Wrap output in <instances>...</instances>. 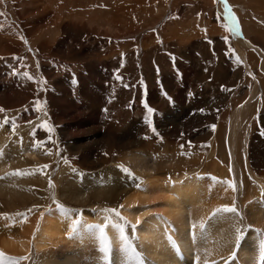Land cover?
<instances>
[{"label": "bare ground", "instance_id": "6f19581e", "mask_svg": "<svg viewBox=\"0 0 264 264\" xmlns=\"http://www.w3.org/2000/svg\"><path fill=\"white\" fill-rule=\"evenodd\" d=\"M30 1L31 2L28 5H31L34 8L37 0H35V2L32 0ZM80 1L73 0L71 2L78 4L79 9L75 6L71 7L77 8L79 12L80 9L85 11L84 7L80 6ZM232 1L238 5L237 2L234 0ZM61 2L63 3V7L64 5L69 6L70 3L69 0H61ZM52 4H54L53 0H47V4H41L43 7L47 6V9L41 13H48V8L49 10L51 8H57L56 5L52 6ZM124 5H122V7L125 11H132L131 8L133 7L129 5V2ZM36 6L39 7L38 5ZM43 7L41 10L44 9ZM231 8L233 9L232 5ZM258 11L254 12L255 19L256 15L258 16L259 14ZM27 12L31 13L29 11ZM33 12V14H36L35 11ZM48 16H51V18H47ZM47 17L42 20V23H45L46 25L47 23L50 24V26H53L57 32L63 31L65 39L66 35L70 31L68 30L70 25L63 24L61 26L63 19H61L60 22H57L56 17L53 19V15L51 14L47 15ZM47 19L49 20L47 21ZM111 20H114V16ZM237 20L241 33L237 36L240 41L237 42V46L243 50V63L246 62V64H248V68L250 66L253 68V64L257 65L258 73L260 72L261 75H256L254 81L255 84L253 86L251 84L252 92L245 98V100L247 99L245 103L234 112H231L228 115L225 113V116H222L221 126L224 125V122H228V125H230L226 142L229 144V146H227L232 158L230 157L231 159L228 160L227 163L229 164L227 168H218L216 165H212L209 167L212 169L211 172L196 171V173H192V169L190 168L194 166L196 167L199 164H194L191 160H182L180 162L176 161V163L173 162L175 163L174 169L173 166H165L164 160L155 162L157 160L156 159L153 163L150 159V154L148 155L147 153L144 154L132 151L135 148H139L143 144L146 145L150 143L149 141H146V139H144V142L140 140L141 136L135 133V130L131 126L132 124L126 125V127L124 126L122 139L118 140V137L114 136V129L107 135V137L102 136L104 138L101 137L102 139L97 140L98 132L96 133V129L94 128L95 136L93 135L94 131L92 133V128L90 129L91 123L89 120L91 115H95V109L88 104L85 105L87 108H81L80 113H78V123L81 124V128H77L76 125L65 126L67 131V141L64 142L71 145L73 151L79 153V156L77 157L78 159H82L83 155L92 154L94 152L93 148L100 144H106L107 150L112 152L119 151L121 154H124L126 150H128L127 153L131 150V155H122L123 157L119 158L117 162L121 161V166L124 164L123 162L128 163L126 168L134 169V173L132 169V173H130L129 171L125 172L123 170L125 168L116 167L112 170H103L102 172L89 175V177H87L84 183L79 187L71 188L64 186L62 190L58 191L55 187L48 188L47 186L46 188L44 185L39 190H34L31 188V184L38 172L40 173L38 174L40 176L38 178L42 179L40 181L38 180L39 183L43 182L45 184L51 175L50 168H40L43 164L42 161L37 163L32 162V158L37 156L39 151L43 148L40 147L41 149L36 151L35 148L39 149V147L37 148V146L34 145L33 140L40 139L33 136L25 138L14 136L12 140H9L7 137L1 135L0 150H2L3 154L0 155V215L2 217L4 214H15V219L4 221L3 218L4 222H0V227L2 229L0 238L3 233V236L8 235V233L9 235L12 234V236H14L13 240L7 239L2 242L0 241V252H3L10 257H21L25 255L30 257L29 260L22 261L21 264H106V262L102 259L103 253L99 251V230L97 228H90L89 226L102 225L106 223L105 217L109 214L104 212L103 209L118 208L121 216L125 217L130 224L136 225L135 230H133L130 225L126 227V234L132 240L133 246L135 247L138 255L129 256V254L121 250V242L118 238V233L116 229L109 225L105 231L110 239L112 247L110 255L111 264H141V261L143 264H205L206 261L208 264H211L212 261H216L217 264H224L225 260L229 259L230 254L233 251L236 252L235 259L231 260L228 264H250L252 261H254L255 264L257 259H260V240L264 239V237L257 232V229L264 232V158L258 157L254 151L250 155L249 160L242 154V151L245 150V153L247 154L246 149H248L247 146L250 144L248 143V139H251V136H249V138L248 136H245L246 132H249L248 134L251 133L250 127L252 123L250 119L252 117L250 118L249 111L256 110L260 119L264 123V110L261 111V109H264V33L261 32L264 28L262 29L261 27H258L259 25L254 23L250 26L248 20L246 19L243 20L245 24H242V28L238 17ZM52 22H54L53 25H51ZM28 25H30V23H28ZM28 25L23 22L21 24L28 41L33 48L38 50L39 56L43 60H47L46 53H48L49 44L47 41H43L46 39V33L39 35L37 33L38 27L33 29V27H27ZM38 25H40V23ZM75 25L77 26L76 23ZM1 31L2 30H0V67H4L3 75L5 76L6 74V82L5 78H1L0 108L9 111L7 113L10 114L14 111L13 113L15 116L10 119H14L16 124L28 120V122H32L28 124L35 125L38 123V119H41L42 113L40 114L37 111L34 113L32 110H25L20 114V109H16L17 106L14 104L16 102L18 107L22 106L20 104L25 105L26 99H30L32 94H37L31 85L33 80L27 79L23 76V74H16L12 68V65L17 62H20L22 66L27 63L30 64V62H27V58L30 57V55L23 56V41L18 30L8 28L2 33ZM70 32L73 33L72 30ZM81 32L85 33L86 31L82 30ZM36 34H38L37 37ZM225 34L227 35V33ZM33 35H35L34 38ZM82 43L83 42H81V45ZM62 45L59 44V46H57L58 49L61 50L63 48ZM79 46H74L72 51V54H74L77 58V61L81 63L85 62L87 65L89 64L87 69H89L88 71L90 73L104 71L102 69H98L96 64L97 62L94 59H91L92 61H95L94 63L92 62L93 64H91V60L89 59L92 58L91 56L95 51L100 52L103 46L100 47L101 49L99 47L98 49H91L89 46H86V53L83 52L84 46L82 45L83 47H80V51L78 48ZM58 49H56V52L58 53L65 51H59ZM247 49L259 52L262 51L263 53L261 52V57L263 56V59L259 60V58H256L257 56L255 57L249 53ZM66 52L69 51L66 49ZM253 53L259 54L256 52ZM51 71L52 70H49V72ZM27 72L31 74V68H28ZM42 72L47 77V67H44ZM242 74L243 70L237 71V74H235L237 77L236 80H232L229 84L236 87ZM7 80L10 82L14 80L16 81L15 89H12L14 91L11 90L12 93L9 97H7L6 94L8 92V88L11 86L9 87V82ZM173 82V79L165 78V84L169 85L168 90L171 95L175 90ZM82 87L83 89H79V91L77 88L76 94L80 93L82 97L89 95V97L92 98L90 101L91 103L99 101L97 96H92L93 94L90 93L92 90L89 92L84 88V85H82ZM211 88L212 90L214 89V87H209L208 92L210 95L214 96V91L216 90H213L212 92L210 90ZM230 95H232L233 99H225V97H222L224 98L222 100L223 102H218L217 100V105L220 104L223 106L240 97L237 94V90L232 91ZM108 96L111 95L109 94ZM215 96L221 97V95L217 94ZM261 96H263V98ZM49 99L50 105L55 106L53 96H50ZM106 100L107 99H105V101ZM155 100V104H157L158 108L163 111L164 119L166 120L167 118L165 117L166 114L164 112H170L168 103L163 102L160 97ZM253 101L255 104L252 103ZM57 103H60V101ZM121 103L126 104V107L130 106L127 102H123V100ZM66 106H62L63 109L61 108V105L59 108L53 107L55 108V119L59 121L58 124L60 125L62 122H65L66 117H72V115H70L72 112L70 111L71 109L69 107L68 108L70 110L66 109ZM139 109H137V112H140L141 109ZM107 110H109L106 112L107 115L114 112L113 106ZM120 111H122V108L118 107V113H116V115L119 118L121 114ZM37 114H40V118L36 116ZM8 116L10 115L8 114ZM43 119L45 120L46 118L43 117ZM126 120L129 122L128 117ZM136 121H139V118H135L133 124ZM201 123H203V120H201ZM4 125V123H0V133ZM6 126L9 127L8 125ZM258 127H253L255 135H259L260 133V129ZM18 129H20V127L16 128L15 132L11 131L12 134H16ZM260 137L263 138L262 136ZM107 150L105 149L104 152ZM154 151H156V149ZM35 152H37V155ZM151 155V157H154L155 154ZM155 156L156 158L158 157L159 160L160 157L157 155ZM192 158L195 159L196 157L193 156ZM149 160L151 161V165L149 164ZM108 161L109 156L104 155L101 160L97 161V164L100 163L98 166L102 167ZM189 161H191V163ZM212 163H214V161ZM68 168L69 167L67 165L62 168V171H71ZM80 168L85 167L80 166ZM229 169H231V171ZM18 170L23 174H10L17 172ZM55 179L59 178L55 177ZM229 179L235 180V192H233L231 188H228L227 185L217 182L218 180ZM68 181H70V179ZM43 183L39 186L43 185ZM53 183L55 184V182ZM47 190L53 191L52 201H50V195L46 193L48 192ZM46 201H50L52 206H49L47 203H43ZM233 203L243 216V220L240 221L239 226L242 228L244 236L238 247L236 246L235 241L234 226L239 218L232 213H219L216 216L212 215L217 207L225 204L231 205ZM58 204L63 205L67 209L77 206V212L79 214L72 211L66 215L58 207ZM120 205H123V207L120 208ZM34 206L35 209L36 206L44 207L45 210L42 218L39 216L38 219H36L33 216L31 217L32 214L29 213L31 215H26L27 219L22 220L17 215L18 213H25L26 210H29L30 208L32 209ZM78 218L81 219V224L78 227L77 232L72 233L70 226L71 220ZM117 219L118 218H116L113 214V220ZM202 220L205 224L203 229L199 227ZM193 223L197 225L195 229L192 228ZM248 225H251V228H249ZM193 233L195 235H193ZM7 237L8 236H6V238ZM221 257L224 259H221Z\"/></svg>", "mask_w": 264, "mask_h": 264}, {"label": "rangeland", "instance_id": "374dc122", "mask_svg": "<svg viewBox=\"0 0 264 264\" xmlns=\"http://www.w3.org/2000/svg\"><path fill=\"white\" fill-rule=\"evenodd\" d=\"M32 1L35 2V0ZM72 1L73 0H69V6L64 5L63 7L61 0H53L54 4H52V6L56 5L58 9L51 8L49 10L48 8V13L44 14L41 12L45 11L47 6L43 7L42 5H44V3L47 4V0H37L34 8L28 5L31 2L30 0H0V13H3V15H0L1 33L8 28L18 30L23 37V56L30 55V57L27 58V62H30V64L27 63L22 66L20 62H17L12 65V68L18 75L27 72L28 68H31V74L35 78V81L33 80L31 85L37 94H32L30 99H26L25 105L20 104L22 105L20 107H18L15 102L14 104L17 106L16 109H20V114L25 110H32L35 113L37 111V101L44 105L40 111H37L40 114L42 113V117L38 119L39 121H37L38 123L35 125L28 124V120L19 122L17 125L20 129L17 130L16 134H12L11 125L5 124L0 133V136L2 135L12 140L14 136L22 138L32 137V133L35 132L33 137H37L45 143L42 149L40 147L39 149L35 148L36 151L40 149L42 151L44 149L42 151L43 155L41 151H39L40 155L39 153L37 155V152H35L37 156L32 158V162L37 163L42 161V165H48L47 168L51 169V175L45 184L43 182L39 183L42 179L38 178L40 177L38 175L40 173L38 172L34 177L36 181H32L31 188L39 190L45 185L46 188L47 186L48 188L55 187V189L59 191L62 190L64 186L71 188L79 187L89 175L120 167L121 161L117 162L119 158L123 157L122 155H131V150L128 153V150H126L124 154L119 153V151H115V153L107 150L106 144H100L93 148L94 152L92 154L83 155L82 159L77 158L79 153L73 151L71 145L64 142L67 141L65 126L76 125L77 128H81V124L78 123V113H80L81 108L84 109L85 105L88 104L95 109V115H91L89 120L92 133L94 128L96 129V133L98 132L97 140L107 137L114 129V136L118 137V140L122 139L124 126L126 127V125L132 124L131 126L135 130V133L141 136L140 140L142 142L146 139V141L154 144H143L140 146L142 149L139 147L132 151L150 154L149 156L152 162L156 159L155 162L164 160L165 166H173L174 169L176 161L191 160L194 164H199L196 167L190 168L192 169V173H196V171L211 172L212 169L209 167L212 165H216L218 168H227L229 164L227 162L232 158L228 149L229 144L226 142L230 125H228V122H224V125L221 126L222 116H225V113L228 115L234 112L245 103L247 100H245V98L252 92L251 84L252 86L255 84L256 75H261V73H258L257 65L253 64V68L252 66L248 68V64H246V62L243 63V50L237 46V42H240L237 35L224 27V25L228 23V20L224 14L223 4L217 3L216 0H81L82 2L78 0L80 1V6H83L85 9V11L80 9L79 12L78 4L74 2L71 3ZM234 1L237 2L238 5L232 0H228V3L232 5V11L234 12L235 10L242 28V24L244 23L243 20L245 19L248 20L250 26L254 23L259 25L258 27L264 28V0ZM128 2L129 5L133 7L131 8L132 11H128L129 13L122 7V5L128 4ZM71 6H75L78 9ZM42 7L44 8L43 10H41ZM256 8H258L259 11ZM32 9L36 14H33L34 12ZM257 11L259 12V17L256 15L255 19L254 12ZM49 14L53 15V19L56 17L57 20H55L57 22L63 19L61 26L63 24L70 25L68 30H72L74 34L69 31L64 39L63 31L57 32L50 24H43L42 20L46 19ZM113 16L114 20H111ZM47 18H51V16ZM48 20L49 19H47V21ZM22 22L26 23V25L30 23L27 27H33V29L38 27L37 33L39 35L46 33V39L43 41H47L49 44V50L48 53H46L47 60H43L39 56L38 50L33 48L28 41L21 27ZM39 23L40 25H38ZM53 24L54 22L51 23V25ZM82 30L86 32H81ZM261 32L264 33V29ZM225 33H227V35ZM38 34H36V37ZM34 37L35 35H33V38ZM224 37H228V40L225 41ZM25 41H27V43H25ZM81 42H83L82 45L84 47L81 45ZM59 44H63L61 50L57 47ZM73 44L75 47L81 45L78 47L79 51L80 47H83V52L85 53L87 51H85V49H87L85 48L86 46H89L91 49H98V47L100 48L103 46L102 52L95 51L91 56L92 58L89 59H94L97 62L98 69H102L105 72L90 73L88 71L89 69H87L89 64L87 65L85 62L81 63L77 61V58L72 54L74 49ZM56 49L65 51L58 53ZM66 49L69 52H66ZM247 51L255 57L257 56L256 58H259V60L263 59V56L261 57L262 51L259 52L249 49H247ZM236 56L240 57L241 62H237ZM173 57L175 58L174 60ZM94 60H91V64L95 62ZM44 67H47V77L42 72ZM3 69V66L0 67V81L1 78H5L6 82V74L5 76L3 75ZM49 70L52 71L49 72ZM242 70L243 74L239 78L238 85H236V87L231 86L229 83L234 79L236 80L237 77L235 74H237V71ZM117 74L123 78L122 81L115 79ZM165 78L174 80L173 86L175 90L172 95L168 90L169 85L165 84ZM36 81H46V83H37ZM8 82L9 87H11L8 88L7 97L12 93L11 90L15 89L16 85L15 80ZM25 84L27 85L26 82ZM125 84H127L128 87H124ZM82 85H84V88L89 92L92 90L90 93L93 94L92 96H97L100 103L99 101L91 103L90 101L92 98L89 97V95L82 97L80 93L76 94L77 88L78 91L79 89H83ZM209 87H214L213 90H216L214 91L215 94L213 93L214 96L209 94ZM210 90L213 92L212 88ZM234 90H237V94L240 97L223 106L220 104L217 105V100L218 102H223L222 100L224 98L222 97H225V99H233L230 93ZM165 93H167V95H165ZM109 94L111 96H108ZM216 94L221 95V97H216ZM50 96H53L55 106L50 105ZM159 97L163 102L168 103L170 112H164L166 114V120L164 119L163 111L155 104V99ZM261 97L263 98V96ZM105 99L107 100L105 101ZM122 100L123 102H127L130 106L126 107V104L121 103ZM145 100L149 107L155 109L152 116V122L156 129L155 133L145 120L147 115V109L143 106ZM58 101H60V103H57ZM252 103L255 104L254 101ZM60 105L62 109V106H66V109L70 108L71 110H69L72 111L70 113L72 117H66L67 119L65 118V122H62L61 125L58 124L59 121L55 119V108H53H59ZM112 106L114 112L107 115L106 112L109 111L107 109ZM118 107L122 108V111H120V118L116 115V113H118ZM105 109L107 111H105ZM137 109H139L140 112H137ZM263 110L264 109H261V111ZM7 112L9 111L5 110V112H1L0 123H3L5 118H13L15 116L13 113L14 111L11 114ZM8 114L10 116H8ZM40 114L36 116L40 118ZM249 116L250 118L252 117L250 119L252 123L250 127L251 133L248 134L249 132H246L245 136H248V138L251 136V139H248V143L250 144L247 146L248 149H246L247 154L245 150L242 151V154L249 159L250 155L255 151L258 157L264 158V135L261 134L264 132V123L256 110L249 111ZM43 117L46 119L44 120ZM127 117L129 122L126 120ZM135 118H139V121L133 124ZM201 120H203V123H201ZM45 121L53 127L54 131L52 133L40 127ZM213 126H215L214 130ZM255 126L260 129L259 135H255L253 129ZM156 133H159V135ZM50 135L51 141L49 140ZM93 135L95 136V131ZM171 135L174 136L172 137ZM40 140H33L34 145L36 146V141ZM52 141H54V143ZM105 149L107 150L106 152H104ZM155 149L156 151H154ZM49 152H51L50 155L48 154ZM105 153L109 156V161L102 167H99L98 165L100 163L97 164V161L101 160ZM151 154L159 156V160L155 155L151 157ZM193 156L196 158L193 159ZM65 161H67V163H65ZM191 161L189 162L191 163ZM213 161L214 163H212ZM166 162L170 164L167 165ZM123 163L125 165L123 164L122 168H126L128 163ZM42 165L40 168H43ZM67 165L69 167L68 169L71 171L63 172L62 168ZM80 166H84L85 168H80ZM131 169H128L130 173H132ZM132 170L134 173V169ZM55 177L59 179H55ZM69 179L70 181H68ZM50 182L54 187L50 186ZM53 182H55L56 186ZM42 183L43 185L39 186ZM46 193L50 195V201H52L53 191L49 190ZM50 201L43 203L52 206ZM73 207L74 208L71 209L74 213H78V207ZM33 208V210L30 208L31 211L26 210L24 214L27 216L32 214L31 217L33 216L36 219H38L39 216L42 218L45 210L44 207L36 206L35 209L34 206ZM7 217L8 218L5 219V215L2 217L0 215L2 219H0V222L3 221V218L4 221L15 219V214L7 215ZM1 231L2 229L0 233H2ZM3 235L1 234V238H3H0L1 242L7 239L13 240L14 238V236H12V234L9 235V233L6 235L8 236L7 238Z\"/></svg>", "mask_w": 264, "mask_h": 264}, {"label": "snow or ice", "instance_id": "6c2138e0", "mask_svg": "<svg viewBox=\"0 0 264 264\" xmlns=\"http://www.w3.org/2000/svg\"><path fill=\"white\" fill-rule=\"evenodd\" d=\"M217 3H221L223 4L224 7V14L227 17L228 23L226 25H224V27L226 29H228L230 32L236 34L237 36H239L240 33V27L238 24V20L237 17L235 15V13L232 11L231 5L228 3V0H216ZM0 15H3V13H0ZM206 31V30H205ZM21 39H23V37H21ZM225 41L228 40V37H224ZM25 43H27V41H25ZM175 58L173 57V60ZM236 60L237 62H241L240 57L236 56ZM23 76H25L27 79L29 80H34L35 78L28 72H24ZM117 80L122 81L123 78L117 74L115 77ZM37 83H46V81H36ZM124 87H128L127 84L124 85ZM227 90V89H225ZM165 95H167V93H165ZM171 99V98H169ZM37 103V111H40L41 108L44 106L42 105L39 101L36 102ZM143 106L145 109H147V115L145 117L146 122L148 123L149 126H151V130L155 133L156 129L153 125L152 122V116L153 113L155 112V109H153L152 107H149L147 101L145 100L143 102ZM5 111V109L0 108V112ZM105 111H107L105 109ZM203 111V110H201ZM4 124H10L11 125V129L13 132H15L16 128L18 127V125L16 124L15 120H12L10 118H5L3 121ZM29 123H32L31 121H29ZM40 127L44 128L45 130H47L49 133H52L54 131L53 127L47 122H43ZM213 126V130H214ZM157 135H159V133H156ZM262 135H264V132L261 133ZM32 135H35V132L32 133ZM49 140L51 141V135L49 136ZM54 143V141H52ZM36 146L37 147H43L44 146V142L42 141H36ZM3 152L2 150H0V155H2ZM49 155L51 154V152L48 153ZM105 155H107V153H105ZM65 163H67V161H65ZM44 168H47L48 165H44ZM123 167V166H120ZM125 172H128V169H123ZM231 171V169H229ZM11 175H20L23 174L21 173L19 170L15 173H10ZM29 174H33V173H29ZM216 179V178H213ZM218 183L221 184H225L227 185L228 188H231V190L233 192L236 191V183L234 179H229V180H218ZM50 186H53L50 182ZM58 207L66 214L68 215L69 213H71L73 210L72 209H67L65 208L63 205H59ZM120 208L123 207V205L119 206ZM29 211H31V209H29ZM104 212L108 213L109 215L105 217L106 223L102 224V225H90V228H97L99 230V251L101 253H103V261L106 262V264H111L110 261V255H111V251H112V247H111V242L110 239L105 231V229L111 225L114 229H116L117 233H118V238L121 242V250L127 254H129V256H135L138 255V253L136 252L135 247L133 246L132 240L130 239V237L126 234V227H128L129 225L131 226V228L133 230H135L136 225L134 224H130V222L123 216H121L120 211L118 208H108V209H103ZM219 213H232L235 214L236 217H238L239 219L236 221V225L235 227V241H236V246H239L240 241L243 239L244 233L242 231V228L239 226L240 225V221L243 220V216L241 215V213L239 212V210L237 209L236 205L233 203L231 205L225 204V205H221L220 207H217L214 212L212 213L213 216H216ZM113 214L116 218H118L117 220H113ZM5 218L7 219V214H4ZM22 220H26L27 216L24 213H18L17 214ZM81 224V219H72L71 220V231L72 233H76L78 230V227ZM197 227V225L195 223L192 224V228L195 229ZM200 228H204L205 224L204 221L202 220L200 222L199 225ZM249 228H251V225H248ZM257 232L264 237V232H261L259 229H257ZM193 235H195L193 233ZM259 247L261 249L260 252V261L261 264H264V239L260 240V244ZM236 255V252L233 251L230 254L229 259H231V257H234ZM30 257L25 255V256H21V257H10L7 256L6 254H4L3 252H0V264H21L22 261H27L29 260ZM221 259H224L223 257H221ZM141 264H143V262L141 261ZM205 264H208V262L206 261ZM211 264H217L216 261H212ZM225 264H228V261L225 260Z\"/></svg>", "mask_w": 264, "mask_h": 264}]
</instances>
